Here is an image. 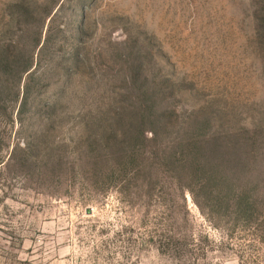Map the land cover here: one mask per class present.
<instances>
[{
	"label": "rangeland",
	"instance_id": "obj_1",
	"mask_svg": "<svg viewBox=\"0 0 264 264\" xmlns=\"http://www.w3.org/2000/svg\"><path fill=\"white\" fill-rule=\"evenodd\" d=\"M0 89V264H264V0H0Z\"/></svg>",
	"mask_w": 264,
	"mask_h": 264
},
{
	"label": "trees",
	"instance_id": "obj_2",
	"mask_svg": "<svg viewBox=\"0 0 264 264\" xmlns=\"http://www.w3.org/2000/svg\"><path fill=\"white\" fill-rule=\"evenodd\" d=\"M33 65V61H30V63L24 68V71H28L31 66ZM3 90L0 89V93H2ZM18 96H19V91H18ZM22 106V105H21ZM200 166V163L198 162V160L196 158L191 159L189 161H185L182 162L181 165H176L175 167H177L176 169L178 170V176H180L181 174H192L191 178H194V176H196L194 173H192V171H197L198 167ZM240 202L238 203L239 205H237V208L239 209H244L245 211L248 210H252L254 208L253 202L249 199H245L243 197H240ZM247 202V203H245Z\"/></svg>",
	"mask_w": 264,
	"mask_h": 264
}]
</instances>
